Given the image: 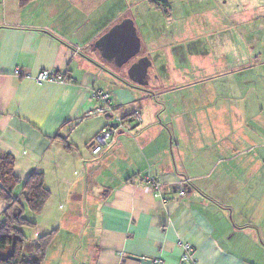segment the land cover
Segmentation results:
<instances>
[{
    "label": "crops",
    "instance_id": "crops-1",
    "mask_svg": "<svg viewBox=\"0 0 264 264\" xmlns=\"http://www.w3.org/2000/svg\"><path fill=\"white\" fill-rule=\"evenodd\" d=\"M105 1L0 0V155L22 182L42 172L50 192L40 214L29 210L35 226L21 229L23 252L34 256L36 240L54 232L42 264H180L179 241L193 246L196 264H264V0L231 11V56L185 62L183 75L159 70L155 86L98 59L92 44L129 18L103 14ZM16 69L72 82L37 83ZM99 88L116 114L138 110L141 122L94 155L111 122L89 114ZM147 174L166 203L140 181ZM5 207L0 198V218Z\"/></svg>",
    "mask_w": 264,
    "mask_h": 264
},
{
    "label": "rangeland",
    "instance_id": "rangeland-1",
    "mask_svg": "<svg viewBox=\"0 0 264 264\" xmlns=\"http://www.w3.org/2000/svg\"><path fill=\"white\" fill-rule=\"evenodd\" d=\"M102 1L104 0H95V6L92 7L97 8L98 4H103ZM151 1L153 0H106L104 5L107 9L103 5L100 6V11L107 13L108 17L112 14L115 18L127 13L133 20L142 46L138 57L150 58L152 66L147 78L154 86V78L159 70L183 75L188 73V67L186 66V70L184 68L185 62H189L190 69L202 57L212 58L213 64L220 52L224 56H231L229 45L235 37L234 27L237 25V21L232 19L231 11L239 8L243 12L254 4L250 0H159V7L154 8ZM259 4L258 2L257 6ZM126 6L127 11L122 12ZM259 8L264 10L261 5ZM221 42H226L224 49L219 46ZM197 47L203 49L196 50ZM98 59L106 61L99 56ZM107 63L109 64L106 61L105 65ZM128 66L129 63L122 68V76H126ZM111 69L116 71V68ZM24 214V217L31 215L27 207ZM26 231L31 233L32 230L26 228Z\"/></svg>",
    "mask_w": 264,
    "mask_h": 264
},
{
    "label": "trees",
    "instance_id": "trees-1",
    "mask_svg": "<svg viewBox=\"0 0 264 264\" xmlns=\"http://www.w3.org/2000/svg\"><path fill=\"white\" fill-rule=\"evenodd\" d=\"M19 1L20 5L24 6L30 0ZM159 3V0L151 1L154 8H158ZM128 117L130 115L124 118ZM67 147L69 148V145ZM13 164L11 156L0 155V198L6 202L0 218V264H42L46 248L54 232L45 234L36 240L34 256L26 255L23 252L26 237L21 229L34 227L35 223L24 217L25 207L22 200L31 212L40 214L50 197V192L44 187L42 172H33L22 182L14 175ZM18 186H21V191L19 195H16Z\"/></svg>",
    "mask_w": 264,
    "mask_h": 264
},
{
    "label": "built area",
    "instance_id": "built-area-1",
    "mask_svg": "<svg viewBox=\"0 0 264 264\" xmlns=\"http://www.w3.org/2000/svg\"><path fill=\"white\" fill-rule=\"evenodd\" d=\"M15 75L17 77H26L33 78L37 83L43 82H58V83H70L72 79H67L64 73H59L55 70L53 71H41L35 77H31L28 74L23 73L19 69H16ZM93 98L98 101V106L94 111H91L90 115H105L107 113L112 114L111 122H115L117 124L116 128H112L109 125L101 129V131L96 135L94 141L91 144V152L94 155H98L102 153L106 148H108L114 137L118 134V130L122 129L125 132L130 131L131 125L138 126L141 122V114L140 111H134L130 117L124 118L113 111V107L111 105L112 93L105 91L104 89H93L92 90ZM140 181L149 189L152 196L162 203H166L168 201L167 197L163 192V185L161 182L156 179L154 176L149 174L144 175ZM185 186L184 183H181L179 186V191L177 193L178 197H184L186 195V190L183 189ZM186 189V187H185ZM178 245L182 248L181 262L187 264H196V260L194 258V248L190 243L179 241ZM155 264H161V261L156 260Z\"/></svg>",
    "mask_w": 264,
    "mask_h": 264
},
{
    "label": "water",
    "instance_id": "water-1",
    "mask_svg": "<svg viewBox=\"0 0 264 264\" xmlns=\"http://www.w3.org/2000/svg\"><path fill=\"white\" fill-rule=\"evenodd\" d=\"M92 46L98 49L104 60L112 61V64L118 68L137 57L142 47L134 22L130 18H125L111 26ZM150 66H152V62L146 56L130 64L126 71L129 81L139 86H146ZM105 118L112 119V114H105ZM109 126L116 128L117 124L110 122ZM118 134H123V130L119 129ZM131 259L138 264H155L153 259L146 257L131 256ZM180 264L187 263L181 262Z\"/></svg>",
    "mask_w": 264,
    "mask_h": 264
},
{
    "label": "flooded vegetation",
    "instance_id": "flooded-vegetation-1",
    "mask_svg": "<svg viewBox=\"0 0 264 264\" xmlns=\"http://www.w3.org/2000/svg\"><path fill=\"white\" fill-rule=\"evenodd\" d=\"M138 57V56H137ZM141 57H143V56H141ZM141 57H138V58H134V59H132L130 62H129V65L130 64H132L133 62H136L139 58H141ZM127 65V64H126ZM126 65H124V66H122L121 68H118V67H115V65H113L115 68H117V69H122L123 67H125ZM129 67V66H128ZM128 69V68H127ZM127 69H126V71H127ZM126 78H128L127 77V73H126ZM129 80V79H128Z\"/></svg>",
    "mask_w": 264,
    "mask_h": 264
}]
</instances>
